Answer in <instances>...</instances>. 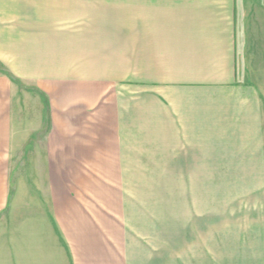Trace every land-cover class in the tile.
Instances as JSON below:
<instances>
[{
	"label": "crops",
	"instance_id": "obj_1",
	"mask_svg": "<svg viewBox=\"0 0 264 264\" xmlns=\"http://www.w3.org/2000/svg\"><path fill=\"white\" fill-rule=\"evenodd\" d=\"M141 1L100 77L61 64L43 12L0 13V264H130L123 180L142 175L226 178L206 228L248 248L202 264H264V0ZM41 129L39 180L12 183Z\"/></svg>",
	"mask_w": 264,
	"mask_h": 264
},
{
	"label": "rangeland",
	"instance_id": "obj_2",
	"mask_svg": "<svg viewBox=\"0 0 264 264\" xmlns=\"http://www.w3.org/2000/svg\"><path fill=\"white\" fill-rule=\"evenodd\" d=\"M159 2L155 0L156 12L161 7ZM0 4H3L0 6L2 18L10 17L12 12L18 19L23 12H43L45 25L50 28L43 37L45 44L55 47V43H62L61 64L65 67L76 61L86 64L88 57H94L97 77L104 74L103 42L112 41V36L117 35L112 30L133 23V12H141L145 7L141 0H0ZM0 71L12 75L2 62ZM19 87L24 90L21 84ZM124 87L115 84L111 91L113 95L122 93ZM44 130L33 136L24 154L14 163L12 183L24 180L30 184L39 180L37 175L44 163L40 154ZM225 180L202 176L124 177L123 183L130 191L126 193L124 206L126 228L135 236L129 240V263H229L226 256L232 247L234 254H246L248 243L237 250V245L229 240L231 236L224 237L225 230H220L221 235L215 237L214 230L206 228L215 212L224 207L218 196L227 185ZM211 254L214 255L211 257Z\"/></svg>",
	"mask_w": 264,
	"mask_h": 264
}]
</instances>
